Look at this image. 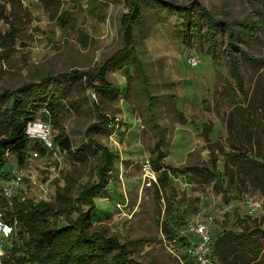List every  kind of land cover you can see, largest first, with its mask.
<instances>
[{
    "label": "rangeland",
    "instance_id": "obj_1",
    "mask_svg": "<svg viewBox=\"0 0 264 264\" xmlns=\"http://www.w3.org/2000/svg\"><path fill=\"white\" fill-rule=\"evenodd\" d=\"M165 1L190 7L195 0ZM197 1L234 28L236 21L260 20L254 34L240 46L255 57H264V0ZM21 5L6 4V17L0 20L1 33L9 27L16 30L14 52L6 57L0 49V91L27 82L37 83L50 76V86L61 103L51 122L53 138L61 131L74 146L80 144L84 129L96 119L92 103L122 125L109 136H94L118 154L108 185L95 198L94 228H104L120 242H127L136 264H195L186 252L184 227L188 221H203L212 236L219 229L237 228V215L249 216L244 204L246 197L260 203L250 217L256 221L263 218L264 194L248 181L245 185L239 181L240 191L236 195L235 191H225V187L234 183L228 177L221 184L203 181L190 171H170L169 184L161 190L162 197L157 201L154 189L158 173L151 168L146 170L157 137L148 117L146 91L138 85L132 66L120 64L106 72L107 81L119 88L116 97L86 86L83 76H62L73 70L89 71L93 83H99L98 65L126 43L119 24L122 14L131 10L125 0H22ZM64 11L70 24L62 27L55 21V15ZM193 16L157 7L153 0L141 1V20L135 27L141 36L137 47L145 63L149 95L156 97L153 101L156 119L169 143L164 163L172 167H210V156L214 154L212 167L223 173L225 166L228 170L235 166L231 154L226 153L234 143L227 118L233 106L242 102L243 94L230 73L226 28L216 30L212 55L206 26L197 14L198 32L185 36V29L192 27ZM188 56L198 59L195 67L187 64ZM240 73L248 96L255 69L242 60ZM45 111L40 107L34 119L45 120ZM45 151L41 155L35 149L28 150L21 164L26 177L13 199L53 200L58 187L68 186L73 194L79 184L95 180L96 154L90 152L81 162L57 145ZM2 158L0 175L18 164L15 153L3 154ZM165 195L172 200L171 208L165 206ZM10 222H14L16 229L2 245L5 258L26 238L20 236L14 216ZM59 222L64 223L63 218Z\"/></svg>",
    "mask_w": 264,
    "mask_h": 264
},
{
    "label": "trees",
    "instance_id": "obj_2",
    "mask_svg": "<svg viewBox=\"0 0 264 264\" xmlns=\"http://www.w3.org/2000/svg\"><path fill=\"white\" fill-rule=\"evenodd\" d=\"M21 1L0 0V20L6 17V13L4 14L6 4L11 7L22 6ZM125 1L131 10L122 14L119 24L124 31L126 43L98 65L96 74L99 83H93V76L89 71L73 70L72 73H64L62 76L69 77L70 74L83 76L86 86L104 95L111 94L116 97L120 93L119 88L107 81L106 72L120 64H128L134 68L138 85L146 91L148 117L157 137L149 160L151 169L158 173L154 189L157 201L162 197L161 190L169 184L170 171L180 173L190 171L200 176L203 181L221 184L228 177L234 183L224 190L228 189L233 193L235 191V195L240 191L239 181L243 185L248 181L254 189L264 194V57H255L240 46L245 39L254 34L260 20L236 21L237 27L234 28L229 21L214 17L197 0L190 7L171 5L165 0H153L155 6L168 10L175 9L181 16L186 13L194 15L191 29H185L186 37L188 34L195 36L198 32L199 23L195 19V14L200 16L206 26L208 47L212 55L215 53L216 30L218 27L226 28L225 49L230 73L243 94L242 102L233 106L227 118L228 132L234 143L230 147L231 151L226 153L231 154L235 166L231 170L225 166L223 173L214 170L216 156L213 154L210 156L213 167L204 165L172 167L163 161L168 155L169 143L164 128L156 119V108L153 104L156 97L149 95L148 75L137 47V41L141 36L135 31V27L141 20V1L145 0ZM64 14L65 11L55 15V21L62 27L70 24V20L68 21ZM15 38L16 30L13 27H9L4 33L0 32V49L4 51L6 57L15 50ZM242 60L255 69L253 86L248 96L240 73ZM51 80L50 76H45L37 83L27 82L15 89L3 88L0 91L1 163L5 152L15 153L17 163L20 165L23 164L28 150L35 149L41 155L46 152L45 147L38 141L27 138L25 127L27 121L35 118L40 107L46 110L44 119L49 118L52 122L56 117L61 103L60 96L55 95L50 86ZM92 104L96 119L84 129V139L80 144L74 146L69 137L61 131L55 135L53 143L81 162L87 159L90 152L96 154L97 162L93 167L95 180L79 184L73 194L70 193L71 189L68 186L58 187L53 200L13 199V207L7 208L5 216L9 221L15 217L20 236L26 238H23L21 246H15L11 250L12 254L4 259L3 264H136L130 257L131 251L127 242H120L116 235L108 234L104 228L93 227L95 198L108 185L114 162L118 160V154L94 136L100 134L109 136L122 125L114 116L102 112L98 104ZM179 117H182L181 113ZM164 200L167 209L171 208L170 197L165 195ZM60 218H63L64 223L59 222ZM248 220L252 221V224H248ZM237 222V228H223L213 236L210 234V255L219 264H264V216L260 221H256L250 214L243 217L237 215ZM15 253L20 254L16 256Z\"/></svg>",
    "mask_w": 264,
    "mask_h": 264
},
{
    "label": "built area",
    "instance_id": "obj_3",
    "mask_svg": "<svg viewBox=\"0 0 264 264\" xmlns=\"http://www.w3.org/2000/svg\"><path fill=\"white\" fill-rule=\"evenodd\" d=\"M187 64L195 67L198 64V59L194 56L187 57ZM94 96V94H93ZM25 134L31 141H38L46 150L53 148V134L50 119L29 120L26 123ZM8 156V152L4 153ZM37 155L36 152L33 153ZM150 164H146V170L150 169ZM26 177V170L23 165L17 164L13 166L8 173L0 175V264L4 263L6 255L3 243L8 239L12 233L15 232L14 222L7 220L5 212L7 208L11 207L13 197L16 191L21 187ZM5 203V204H3ZM244 204L248 210V214L260 207V203L255 201L252 197H246ZM4 207H7L5 210ZM186 240V252L195 264H219L211 255V236L210 229L207 224L200 220H190L184 227Z\"/></svg>",
    "mask_w": 264,
    "mask_h": 264
}]
</instances>
